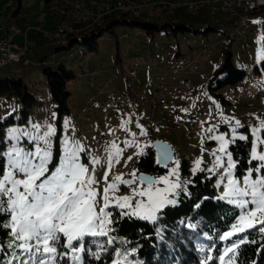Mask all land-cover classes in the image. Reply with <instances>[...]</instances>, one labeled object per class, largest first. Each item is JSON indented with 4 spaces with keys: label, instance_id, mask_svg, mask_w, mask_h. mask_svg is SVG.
<instances>
[{
    "label": "rangeland",
    "instance_id": "1",
    "mask_svg": "<svg viewBox=\"0 0 264 264\" xmlns=\"http://www.w3.org/2000/svg\"><path fill=\"white\" fill-rule=\"evenodd\" d=\"M84 1L99 3L118 0ZM161 1L169 3L174 0H147V4L152 7L149 8V12H141V19L158 21L167 16L165 22H184L200 30L174 34L171 28L166 27L149 35L145 29L119 24L115 34L104 32L99 37L97 53H87L79 45H75L67 52L54 50L53 46L59 44L48 42L41 34L33 35V32H30L28 38L34 47L28 55L29 64L20 69L19 73H12L7 69L0 70V80L21 78L27 85L28 92L41 101L40 106L29 113L25 123H18L20 103L15 99H0V121L10 116L16 121L5 129V140L8 141L5 160L7 152L13 145L30 151L35 150L37 145L33 138L38 133L34 125H40L41 133L46 130L47 125L56 128V135L52 138V151L54 138L57 137L60 147L58 160L63 153L65 139L70 142L78 141L85 150L80 153V162L89 168V172L94 174L99 182L94 186L98 193L96 197L98 203L95 207L97 214L104 206V188L113 182L116 184V190L108 193L109 203L104 208L107 214L105 233L110 223L111 207L117 208L123 214L136 216L132 214L134 208L118 207V198L132 197V205L138 201L147 203V197L133 196L134 190L136 192L148 190L147 184L139 180L135 164L141 153L148 146H152L154 141L167 143L171 148L172 157L164 165L166 171L154 177V180L167 177L169 183H157L153 191L155 189L163 191L171 184H179V187L165 193L167 199L173 203L165 204L160 210L174 204L176 196L181 191H186L192 177L204 171L207 177H213L217 198L236 207L238 211L236 225L240 223V216L246 212L245 208L230 202L229 197H224L227 185L226 172L229 171L228 157L225 152L219 151L221 142L215 138L224 136L227 153H230L229 146L239 139L240 135L250 139L252 150V146L257 144L256 135L253 134L255 129L261 130L257 135L263 139L261 135L264 132V75H254L253 68L264 58V11L251 14L246 26L236 28L222 12H217L211 18L208 5H203L195 11L176 9L165 13L155 7V4ZM15 7L14 0H0V24L3 22L11 24L15 21L18 28L24 31L28 27L42 26L44 21L46 24L42 26V30L47 31L55 23L54 16L48 11L43 0H22L18 12L13 15ZM207 27L210 29L203 34L202 30ZM229 32H233L230 45L231 62L235 68L243 69L246 75L234 86L215 89L216 81L212 78L221 63L226 44L225 35ZM19 40L16 38L14 41ZM64 43H67V40ZM204 48H210L212 51L208 54H199L198 51ZM195 49L198 51L192 52ZM177 52L181 55L189 53L188 58L194 61L190 67L183 69L181 56L176 57ZM59 64L71 69L75 78L67 84L70 92L69 114L62 118L58 132L56 125L52 123L54 104L50 101L49 88L42 69L50 67L55 70ZM132 70L136 71L134 77H130L129 74ZM184 79L190 86L182 84ZM107 83L110 87L105 86ZM156 90H160L162 95L159 96V101L153 102ZM110 91L127 92L132 95L134 116L148 118L155 113L160 119L159 127L153 130L140 128L135 133L129 128L130 115L112 109L100 110L98 102L109 98ZM173 95L176 96L175 99ZM173 103L177 104L179 114L173 113ZM236 121L240 122L239 126L236 125ZM13 129L20 137L19 141L9 139ZM107 135V139H101ZM136 137H140L141 142H137ZM233 137L236 139L233 140ZM113 143L120 150L119 163L113 156L109 169V152L116 151L112 148ZM261 150H264V145L257 146L258 154ZM218 158L222 166L217 164ZM94 160L100 163H94ZM173 168L177 169L175 174L172 173ZM250 169L252 168H248L241 177H237L231 169L233 178L240 182L239 187H244L242 181ZM105 173L108 176L107 183L103 179ZM253 175L258 177L261 173L254 172ZM116 176H121L122 181L134 179V182L127 184L114 181ZM247 207L251 208L252 205L249 204ZM225 252L226 250L223 251L218 264H230L225 258L227 255ZM59 253L57 251L55 257ZM49 264H55V260L49 261Z\"/></svg>",
    "mask_w": 264,
    "mask_h": 264
},
{
    "label": "trees",
    "instance_id": "2",
    "mask_svg": "<svg viewBox=\"0 0 264 264\" xmlns=\"http://www.w3.org/2000/svg\"><path fill=\"white\" fill-rule=\"evenodd\" d=\"M16 14L22 0H14ZM50 0H43L48 8ZM165 19L148 21L129 18L125 14H113L105 18L98 26L75 33L67 38V43L54 45V50L70 51L75 45L81 46L85 52L97 53L98 39L104 32L115 34L117 25H127L146 30L153 35L166 27L172 32H198L193 25L165 22ZM210 28L202 30L203 34ZM231 42L225 44L223 57L215 70L213 80L215 89L234 86L245 78L243 69L235 68L231 62ZM181 56L176 53V57ZM42 74L49 88L50 101L54 104V123L58 132L62 118L69 114L70 92L67 84L75 78V74L62 64L55 70L44 67ZM253 74L264 75V58L258 66H254ZM216 96H219L216 94ZM0 99H15L21 105L18 123H25L29 113L40 106L41 101L33 97L21 78L0 80ZM13 117L0 121V167L4 166L8 141L5 140V129L15 123ZM264 139V132L261 135ZM251 141L237 139L229 146V152L235 163L234 174L241 177L248 168H254L257 161L251 160ZM60 151L58 138H54L53 156L58 160ZM251 160V163L249 161ZM185 165V162H183ZM135 168L139 174L156 176L166 171L164 166L156 163L153 146H148L136 161ZM186 171V170H184ZM111 218L108 230L104 235H86L80 241L79 248L69 249L57 246L55 264H218L219 258L225 253L230 264H264V232L259 229L264 225L243 232H233L238 211L236 207L217 198L213 185V177H207L200 171L192 177L186 191L176 196L172 205L165 206L156 213L154 221L123 214L111 207ZM0 220L7 217L0 216ZM231 233V235H229ZM11 241L10 229H0V264H18L19 249ZM247 241V242H245ZM61 243L64 239L61 238ZM235 251H229V249Z\"/></svg>",
    "mask_w": 264,
    "mask_h": 264
},
{
    "label": "snow or ice",
    "instance_id": "3",
    "mask_svg": "<svg viewBox=\"0 0 264 264\" xmlns=\"http://www.w3.org/2000/svg\"><path fill=\"white\" fill-rule=\"evenodd\" d=\"M240 122L236 121L239 126ZM38 135L33 138L36 143L34 151L13 145L6 154L4 166L0 167V216L7 220H0V229H10L11 241L9 246L19 249V255L13 256L20 264H49L55 260L57 246L69 249L79 248L74 241H80L86 235H104V225L107 223L104 208L108 206L110 191L116 190L115 182L108 184L103 191L104 206L99 214L95 207L98 203V195L94 187L99 182L89 168L80 162V153L84 148L78 141L65 139L64 148L58 162L54 159L52 151V138L56 135V128L47 125L46 130L40 132V125H34ZM212 129H209L211 131ZM235 131V129H233ZM255 129L257 144L252 146L251 160L258 161V165L248 170L244 177V187H239V181L233 178L231 169L235 167L231 153H227L224 136L216 137L221 142L219 151L225 152L228 157V169L226 172L227 185L224 197H229L230 202L245 208L246 212L240 216V223L233 226V232H243L255 227L257 224L264 225V150L257 153V146L264 145ZM142 134H144L142 132ZM16 130H11L10 140L19 141ZM245 140L244 135L238 137ZM236 137H233L235 140ZM115 152H109L108 167L111 168L113 156L119 163L120 150L113 143ZM161 163L167 162L170 157L167 150L162 152ZM215 155V154H214ZM131 159V157H128ZM251 160L249 163H251ZM94 163H100L94 160ZM200 162H197L199 168ZM217 164L222 166L219 158ZM176 168L172 169L175 174ZM261 173L254 177L253 173ZM135 178V173H133ZM107 183L108 176L103 177ZM114 181H122L121 176H116ZM131 184L132 181H122ZM148 186L147 191L136 192L133 196L147 197V203L138 201L132 205V197L123 196L117 199L120 208H134L132 214L138 218L154 220L155 214L165 204L173 203L167 199L165 193L179 187V184H171L163 191L153 188L157 183L168 184V178L160 180L144 178ZM251 204L252 207L247 206ZM264 232V227L259 229ZM231 235V233L229 234ZM61 238L64 243H61ZM247 242V241H245ZM229 251H235L229 249ZM11 264V262H9Z\"/></svg>",
    "mask_w": 264,
    "mask_h": 264
},
{
    "label": "built area",
    "instance_id": "4",
    "mask_svg": "<svg viewBox=\"0 0 264 264\" xmlns=\"http://www.w3.org/2000/svg\"><path fill=\"white\" fill-rule=\"evenodd\" d=\"M203 5H208L211 12V18L217 13L222 12L230 23L236 28L244 27L248 24L251 14L264 9V0H178L172 2H163L155 4L163 12H171L176 9H184L186 11H195ZM152 5L147 4V0H118L116 2L103 1L94 2H62V0H50L48 3V11L54 16L55 23L47 31H43L40 26L28 27L24 31L18 28L16 22L12 23V30H4L0 37V69L19 70L29 64L28 55L34 47L33 42L27 38L28 32L41 34L43 38L54 39V44H62L67 38L75 33L85 31L94 26H98L105 18L111 17L113 14L122 13L129 18H138L142 11L151 8ZM1 20V18H0ZM22 35L21 42H15V36ZM233 40V32L225 35L226 43ZM251 47L250 45H248ZM198 50H192L197 52ZM212 50H200L199 54H208ZM189 53L181 56V62L193 63L188 58ZM130 77H134L135 70L130 71ZM117 77V76H115ZM107 83L105 86H108ZM190 86V83H189ZM101 92V90H98ZM160 94H154V101L160 100ZM175 98L176 96L173 95ZM134 98L127 92L110 91V99L102 105H97L100 110L112 109L131 116L129 128L132 132L137 133L140 128L153 130L159 127L160 119L151 114L148 118H139L134 116L132 107ZM174 114H179L177 104H172ZM168 131H166L167 133ZM119 134V133H118ZM107 137H102L105 140ZM150 138V137H148ZM137 142H141L140 137H136Z\"/></svg>",
    "mask_w": 264,
    "mask_h": 264
},
{
    "label": "water",
    "instance_id": "5",
    "mask_svg": "<svg viewBox=\"0 0 264 264\" xmlns=\"http://www.w3.org/2000/svg\"><path fill=\"white\" fill-rule=\"evenodd\" d=\"M152 146H153V149L155 151V157H156L157 165L158 166L166 165L170 161V159L172 157V152H171L170 146L167 143L161 142V141H154ZM165 150H167V155L170 157V159L167 162H165V163H161L160 162L161 159H162V155L161 154ZM144 178L153 179L154 180V176L147 175V174H139V180L142 181L143 183H145L144 182Z\"/></svg>",
    "mask_w": 264,
    "mask_h": 264
},
{
    "label": "bare ground",
    "instance_id": "6",
    "mask_svg": "<svg viewBox=\"0 0 264 264\" xmlns=\"http://www.w3.org/2000/svg\"><path fill=\"white\" fill-rule=\"evenodd\" d=\"M174 1H178V0H174ZM62 2H76V0H62ZM79 2H86V1H84V0H79ZM165 13H168V12H165ZM6 30H12V23L8 26V28H7ZM46 41L54 43V39H46ZM201 50H210V48H204V49H201ZM182 56H185V54L182 55ZM188 65H190V63H187V67H188ZM182 67H183V69L186 68L184 62H182ZM0 70H1V69H0ZM12 72H13V73H19V72H20V69H19V70H12ZM182 84H183L184 86H189V82H188L187 80H183V81H182ZM161 91H162V90H161ZM159 93H160V90H156V91H155V94H159ZM109 99H110V97H109V98H106V99H102V100H100V101L98 102V105H102L103 103L108 102ZM103 137H106V136H103Z\"/></svg>",
    "mask_w": 264,
    "mask_h": 264
},
{
    "label": "crops",
    "instance_id": "7",
    "mask_svg": "<svg viewBox=\"0 0 264 264\" xmlns=\"http://www.w3.org/2000/svg\"><path fill=\"white\" fill-rule=\"evenodd\" d=\"M148 10H150V9H146V10H144V12H149ZM261 11H264V9L263 10H261ZM260 11V12H261ZM143 12V11H142ZM13 15H15V14H13ZM166 16V15H165ZM13 22H15V21H13ZM10 24V23H9ZM9 24L8 23H6V22H3V23H1L0 24V37L3 35V29L2 28H4V30H6L7 28H8V26H9ZM45 22L43 21V23H42V26H45ZM42 26H40L41 28H42ZM31 32V31H30ZM30 32H28L27 33V38H28V34L30 33ZM33 35H34V33H33ZM32 35V36H33ZM16 38H19L20 40L18 41V42H21L22 41V35H18V36H15L14 38H13V40H15ZM29 39V38H28ZM182 55H184V54H182ZM181 55V56H182ZM56 57V56H55ZM191 64L192 63H190V65H188V67H190L191 66ZM187 68V67H186ZM185 68V69H186ZM7 70H10V72H12V70L11 69H7ZM13 73V72H12ZM185 80V79H184ZM106 87H110V85H108V86H106ZM173 97V96H172ZM176 98V97H175ZM174 97H173V99H175ZM102 100V99H101ZM160 115H161V113H160ZM154 116H156V114L154 113ZM156 117H158V116H156ZM159 118V117H158Z\"/></svg>",
    "mask_w": 264,
    "mask_h": 264
}]
</instances>
